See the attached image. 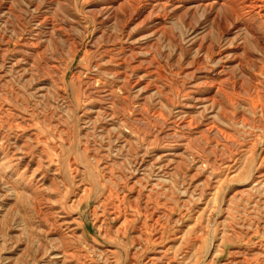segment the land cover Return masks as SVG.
I'll return each mask as SVG.
<instances>
[{
	"label": "rangeland",
	"instance_id": "rangeland-1",
	"mask_svg": "<svg viewBox=\"0 0 264 264\" xmlns=\"http://www.w3.org/2000/svg\"><path fill=\"white\" fill-rule=\"evenodd\" d=\"M151 1L0 0V264H264V50L193 0ZM230 41L257 81L233 66L234 117L187 109L195 124L178 129L180 107L209 97L195 88L210 78L205 48L214 60ZM192 132L209 144L184 148L175 173ZM186 155L216 160L208 188Z\"/></svg>",
	"mask_w": 264,
	"mask_h": 264
},
{
	"label": "bare ground",
	"instance_id": "bare-ground-1",
	"mask_svg": "<svg viewBox=\"0 0 264 264\" xmlns=\"http://www.w3.org/2000/svg\"><path fill=\"white\" fill-rule=\"evenodd\" d=\"M128 1V0H127ZM180 1V0H179ZM186 1V0H185ZM188 1V0H187ZM154 4L151 5L150 11H153L155 8L157 7H161L160 3L158 0L155 1H151ZM144 4V3H143ZM146 4V3H145ZM188 5H191V7H193V11L198 10H202L204 13H211L212 11L214 12V21L217 20L218 17V13L221 14L220 16V21H221V25H222V29L221 32L222 34H226L229 32L231 27H235V28H239L238 30H243L247 33V35L250 37V39L253 41V43L255 44V46H257L260 50H264V31L260 32L258 30V27L260 25H258V22H261L262 24H264V0H193L189 3H186ZM113 5H115L114 3H111L110 5H107L106 7H104L105 10H109L111 11L113 9ZM172 5V4H170ZM182 5V4H181ZM182 8V6H180ZM178 7V9L180 8ZM189 8H187L188 10ZM132 10V9H131ZM219 24V23H218ZM215 26V25H214ZM236 37H234L235 39ZM238 44H233L232 41H230V43L228 44V46H226L224 48V51L222 52L221 56H218V58L212 60L211 59V54L208 51V47L205 48V53L207 55L208 58H210V63H211V68L210 70H208V75L210 76V78L208 79H204V81L201 84L195 85L196 89H200V88H205V90L209 93V97H203L201 98V96L198 98H193L191 97L190 99L192 100V104L187 105L186 103H184L182 105V107H180L179 112L177 113V117H178V124H177V128L180 130H191L192 125L195 124L193 121V115H188L187 109H190L192 112L195 113V111L197 110H201L202 112L207 111L208 109L210 110V113H213L215 107L217 106L220 109V115L221 118L226 119L227 121L229 120L228 115L234 117V115L232 113H230L228 110H226V105L224 103V99L232 106L239 104L240 100L239 98L235 97V96H240L242 93H244V90L239 87L238 85L240 84L233 73L230 72V70L232 69L233 66H235L240 72L246 74L253 82L257 81V78L255 75L250 74L249 72H247L244 69V61L247 62L248 58V53H246L245 49L243 46ZM77 46V45H76ZM63 47V46H62ZM200 48V47H199ZM91 49V48H90ZM93 49V48H92ZM91 49V50H92ZM62 52V51H61ZM74 53V52H73ZM72 53V54H73ZM215 54V53H214ZM76 57V54H75ZM73 58V57H72ZM55 63V62H54ZM114 63V62H113ZM116 63V62H115ZM208 65V64H207ZM117 67H126L124 63H120L117 64ZM68 68V66H67ZM134 69L136 68H132V70L134 71ZM140 72L141 71V66H138V68L136 70H138ZM195 72L201 71L200 67H196L194 69ZM67 72V71H66ZM63 73V72H62ZM143 74L139 77V79H143L144 77H149V72H147V70H143L142 72ZM145 74V76H143ZM49 77V76H47ZM51 78V77H50ZM65 78V74L63 73V80ZM123 79L127 82V76L126 74H124ZM202 79V78H201ZM154 80V79H153ZM43 83L48 84L50 83V79H44L42 80ZM97 83V82H96ZM195 83V82H194ZM228 84L231 88V93L225 90L224 85ZM140 87H142L144 90H146L148 88L147 84H139ZM64 88V87H63ZM141 88V90H142ZM43 89V88H42ZM193 89V88H192ZM91 90V89H90ZM63 91V90H62ZM157 91V90H156ZM95 94V93H94ZM99 94V93H98ZM103 94V93H102ZM110 94V93H109ZM110 96V95H109ZM186 95H183V99L186 98ZM199 96V95H198ZM206 96V95H205ZM186 100V99H185ZM188 100V99H187ZM190 101V100H189ZM191 102V101H190ZM238 106V105H237ZM193 113V114H194ZM216 116V114H213ZM260 117V116H259ZM210 119V118H209ZM123 120V119H122ZM243 120V118H242ZM125 123V122H124ZM176 126V125H175ZM198 129V128H197ZM205 133H210L212 131L216 132L218 135H220L225 141L228 140L229 136H227V134L222 131L221 129H219V127L215 126L214 124H210L209 127H205ZM196 131V130H195ZM188 133V132H187ZM205 133H194L192 132L191 136V141L186 140V139H182V141H180V145L182 146V151L180 152V154H175V151L173 152V156L169 159H171V161H173L174 159H179V162L177 161H173L174 165H176L173 168V171L175 173H179L180 172V166L184 165V163L180 160V156L182 154H187L186 152H184V148L186 151V148L188 146H190L192 144V142H196L198 143L199 141H204L205 143V148L206 146L209 144V141L207 139H205ZM141 134V133H140ZM186 135V134H185ZM183 142V143H182ZM211 143V142H210ZM214 143V142H213ZM215 148H213L214 150H212L213 152H217L215 151V149H219V152H222L221 149L223 150L225 148L224 145H218L217 143H215ZM175 149V148H174ZM188 149V148H187ZM191 151V150H190ZM194 151V150H192ZM171 152V151H170ZM178 152V151H177ZM184 152V153H183ZM191 153V152H190ZM194 153V152H193ZM197 154V153H196ZM169 156V154H165L166 156ZM186 158L190 159V165L189 168L190 170L193 172V175L191 176V179H197L199 177V170L202 172H207V176L204 177V181L202 182L203 188H208L209 181L213 176L215 175V170L213 169V167L215 166L216 160L214 159V161L211 162L208 159H202L200 157H196L193 155H186ZM198 156V155H197ZM264 156V155H263ZM163 156H159L158 159H161ZM170 157V156H169ZM167 158V157H166ZM264 160V159H263ZM262 160V162H263ZM224 163V162H223ZM162 164V163H161ZM235 164V163H234ZM213 165V166H212ZM225 165V164H224ZM223 165V167H224ZM229 164H227L228 167ZM264 165V164H263ZM208 166V167H207ZM154 167V166H153ZM204 167H207L208 169L203 170ZM41 169V168H39ZM223 169V168H222ZM42 170V169H41ZM227 170V168H226ZM39 171V170H38ZM165 171V170H164ZM230 171V170H229ZM228 171V172H229ZM257 171V170H256ZM44 172V171H42ZM141 172V171H140ZM191 172V173H192ZM222 172V171H221ZM263 172V171H262ZM46 173V171L44 172V174ZM43 174V175H44ZM48 174V173H47ZM51 174V173H50ZM153 174V173H152ZM53 175V174H52ZM51 175V176H52ZM56 175V174H55ZM172 175V174H171ZM204 175V174H203ZM233 175V174H232ZM243 175V174H242ZM163 176V175H162ZM223 176V175H221ZM219 176V177H221ZM231 176V175H230ZM55 177V176H54ZM239 177V176H238ZM264 177V174H260L257 178H255L256 180H259L260 178ZM210 178V179H209ZM237 178V177H236ZM225 179H226V175H225ZM225 179H221L218 182H216V191H215V198L218 194V190L221 187V184L225 183ZM212 181V180H211ZM261 181V180H260ZM213 182V181H212ZM256 182V181H254ZM261 183V182H260ZM259 183V184H260ZM258 184V182H257ZM258 184V185H259ZM213 185V184H212ZM255 185V184H254ZM260 186V185H259ZM254 188V187H253ZM262 187H259V189ZM252 189V188H251ZM161 190V189H160ZM210 190V189H209ZM250 191V190H249ZM217 192V193H216ZM253 192V191H252ZM238 196V195H237ZM240 197V196H239ZM244 197V196H243ZM242 197V198H243ZM204 200V196L203 193L201 192L200 197L198 198L197 202H202ZM216 200V199H215ZM117 209V208H116ZM119 211V210H118ZM118 213V212H117ZM116 213V214H117ZM123 214V212H122ZM118 215V214H117ZM114 214V218L116 219L118 218V216ZM180 216V215H179ZM120 217V216H119ZM124 219V218H123ZM127 222L129 221L126 220ZM197 221V220H196ZM133 221H131L132 223ZM130 221L127 223L129 224ZM130 223V224H131ZM195 224V223H194ZM146 225V224H145ZM220 228V227H219ZM160 231V230H159ZM162 232V231H161ZM160 232V233H161ZM143 233V232H142ZM155 233V232H154ZM145 234V233H144ZM241 234V233H240ZM160 235V234H159ZM221 235V234H220ZM218 236V235H217ZM223 238H225L224 234L222 235ZM141 237V236H140ZM154 237V236H153ZM250 237V236H249ZM143 238V237H142ZM146 238V237H145ZM152 238V237H151ZM197 238V237H196ZM251 238V237H250ZM150 238H147V240ZM155 239V238H154ZM159 239V237H158ZM161 239V238H160ZM159 239V240H160ZM199 239V238H198ZM204 239V238H203ZM229 239V238H228ZM152 240V239H151ZM157 240V238H156ZM220 240V239H219ZM144 241V239H143ZM158 241V240H157ZM226 242H228V240L226 239ZM230 242V240H229ZM248 242V241H246ZM146 243V242H145ZM161 243V242H159ZM223 243V242H222ZM201 244V243H200ZM262 244V243H261ZM150 245H155L150 244ZM258 245V244H257ZM260 245V244H259ZM264 245V244H263ZM149 246V245H148ZM147 246V247H148ZM157 246H159L157 244ZM261 246V245H260ZM259 246V247H260ZM146 247V248H147ZM152 247V246H151ZM201 247V245H200ZM218 247V246H217ZM256 247V246H255ZM258 247V248H259ZM143 249V248H142ZM160 249V248H159ZM165 249V248H164ZM245 249V248H244ZM146 250V249H145ZM155 250V249H154ZM162 250V249H161ZM147 251V250H146ZM156 251V250H155ZM184 251V250H183ZM198 251V250H196ZM200 251V250H199ZM237 251V250H236ZM248 251V250H247ZM144 252V250L142 251V253ZM154 252V251H153ZM158 252H160V250H158ZM157 252V253H158ZM243 252V251H242ZM146 253V252H145ZM163 253V252H162ZM258 253V252H257ZM261 253V251H260ZM200 254V253H199ZM234 254V253H233ZM161 255V254H160ZM166 255V254H164ZM232 254H230L231 256ZM237 255V254H236ZM248 255V254H247ZM58 256V255H57ZM238 256V255H237ZM242 256V255H240ZM244 256V255H243ZM62 257V256H61ZM233 257H235L233 255ZM255 257V256H254ZM263 257V256H262ZM260 258V257H259ZM63 259L64 258H60ZM148 264H154V262H158L155 261L152 257L147 258ZM145 259V260H147ZM183 259V257H182ZM181 259V260H182ZM158 260V259H157ZM169 261L173 260V259H169ZM232 260V259H231ZM262 260V259H260ZM162 261V259H161ZM159 261V263L161 262ZM166 261V260H165ZM233 261V260H232ZM257 261V260H256ZM64 262V261H63ZM167 262V261H166ZM176 262V261H175ZM259 262V261H258ZM55 263V262H54ZM61 263V261L59 262ZM163 263V262H162ZM240 263V262H239ZM264 263V262H263ZM169 264V263H168ZM231 264V262H230ZM235 264V263H234Z\"/></svg>",
	"mask_w": 264,
	"mask_h": 264
}]
</instances>
